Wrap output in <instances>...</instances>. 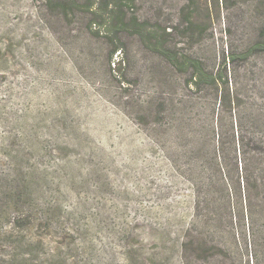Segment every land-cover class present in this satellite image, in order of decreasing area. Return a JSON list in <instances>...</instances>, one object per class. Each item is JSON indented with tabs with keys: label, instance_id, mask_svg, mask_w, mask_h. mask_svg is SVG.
<instances>
[{
	"label": "rangeland",
	"instance_id": "rangeland-1",
	"mask_svg": "<svg viewBox=\"0 0 264 264\" xmlns=\"http://www.w3.org/2000/svg\"><path fill=\"white\" fill-rule=\"evenodd\" d=\"M263 128L264 0H0V264H264Z\"/></svg>",
	"mask_w": 264,
	"mask_h": 264
},
{
	"label": "trees",
	"instance_id": "trees-1",
	"mask_svg": "<svg viewBox=\"0 0 264 264\" xmlns=\"http://www.w3.org/2000/svg\"><path fill=\"white\" fill-rule=\"evenodd\" d=\"M263 42L260 41L257 45L260 46L262 45ZM249 52H245L244 56H247ZM201 74L198 76L200 81L203 80V78L206 77V73L203 72L204 68L201 64L195 65L194 66ZM207 78V77H206ZM199 79L195 80L193 78V81H195L196 84H199ZM216 78L215 80H217ZM219 140L217 141V145L213 148V151L209 156H205V159L202 161L203 163V168L205 170L202 183L199 184L196 187L197 190V195H196V210H197V216L199 215H204L205 212L207 213L206 215H215L214 218L217 219L218 217V210L219 207L217 204V196H215L216 191H219V187L225 183H229V177L231 179V173L234 172L236 169L238 171V156L239 154L243 155L242 151V142L241 139H238L236 141L235 136L233 135V142L230 144L227 141V136L225 134H220ZM263 136L259 138L256 141V149L259 150L261 158H260V173H261V179L260 181H256L254 183L249 182L247 178L248 186H252V188H255L257 190L263 192V197L261 199V219L263 221L262 223V231H264V128H263ZM207 157V158H206ZM244 159H245V164L241 166V171L242 172H247L249 171V160L250 158L245 156L244 152ZM230 184V183H229ZM247 200V205H248V210L250 207V214L252 212V207H253V201H252V196L251 194H248L246 196ZM251 219V218H249ZM232 222V220H231ZM197 223L194 221L192 227L188 229L186 233V238L184 242V248H187L189 246V242L191 241V238L193 237V234L196 230ZM249 231L255 235L257 232L255 229V223L252 222V225L250 223L249 226Z\"/></svg>",
	"mask_w": 264,
	"mask_h": 264
}]
</instances>
